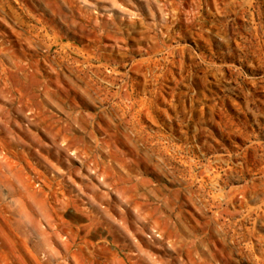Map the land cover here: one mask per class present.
Here are the masks:
<instances>
[{
	"label": "rangeland",
	"instance_id": "rangeland-1",
	"mask_svg": "<svg viewBox=\"0 0 264 264\" xmlns=\"http://www.w3.org/2000/svg\"><path fill=\"white\" fill-rule=\"evenodd\" d=\"M0 264H264V0H0Z\"/></svg>",
	"mask_w": 264,
	"mask_h": 264
}]
</instances>
